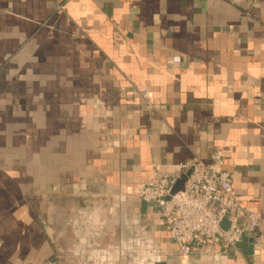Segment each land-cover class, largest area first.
Listing matches in <instances>:
<instances>
[{"label":"crops","instance_id":"crops-1","mask_svg":"<svg viewBox=\"0 0 264 264\" xmlns=\"http://www.w3.org/2000/svg\"><path fill=\"white\" fill-rule=\"evenodd\" d=\"M215 151L264 222V0H0V264H264L179 256L137 198Z\"/></svg>","mask_w":264,"mask_h":264},{"label":"built area","instance_id":"built-area-1","mask_svg":"<svg viewBox=\"0 0 264 264\" xmlns=\"http://www.w3.org/2000/svg\"><path fill=\"white\" fill-rule=\"evenodd\" d=\"M137 92L148 102L146 89ZM223 161L222 151H215L209 163L193 159L172 173L153 164L148 179L136 190L137 198L161 220L181 257L214 249L226 254L249 239L255 249L264 247V222L255 203L233 194L231 177L221 170ZM187 171L183 191L171 195L176 180Z\"/></svg>","mask_w":264,"mask_h":264},{"label":"rangeland","instance_id":"rangeland-1","mask_svg":"<svg viewBox=\"0 0 264 264\" xmlns=\"http://www.w3.org/2000/svg\"><path fill=\"white\" fill-rule=\"evenodd\" d=\"M24 203L22 206H27V208L30 209L31 216L33 217V220L37 221L42 226V232L44 233V227L46 226V215H45V205L46 200L42 196H26L24 198ZM61 199H57L55 203L58 205L61 204ZM18 206V204H15ZM56 217L59 215H55ZM50 232V230H48Z\"/></svg>","mask_w":264,"mask_h":264},{"label":"water","instance_id":"water-1","mask_svg":"<svg viewBox=\"0 0 264 264\" xmlns=\"http://www.w3.org/2000/svg\"><path fill=\"white\" fill-rule=\"evenodd\" d=\"M189 175V171H187L185 174H182L175 182L173 188H172V191H171V195H174L178 192H181L183 191L184 189V184H185V181L187 179V176ZM143 205H146L145 203H143ZM249 242V246H248V253L251 254L252 250H253V246H252V241L249 239L248 240ZM218 250V249H217ZM202 256V255H201ZM160 264V263H158ZM163 264V263H161Z\"/></svg>","mask_w":264,"mask_h":264}]
</instances>
